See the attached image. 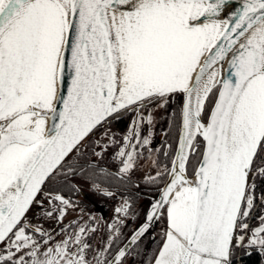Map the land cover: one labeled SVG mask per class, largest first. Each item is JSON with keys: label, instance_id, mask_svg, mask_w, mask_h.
<instances>
[{"label": "snow or ice", "instance_id": "6c2138e0", "mask_svg": "<svg viewBox=\"0 0 264 264\" xmlns=\"http://www.w3.org/2000/svg\"><path fill=\"white\" fill-rule=\"evenodd\" d=\"M228 6L0 0V264H126L117 244L127 199L95 247L96 227L60 223L75 205L56 185L74 189L70 176L116 196L97 183L103 169L80 163L86 150L102 157L101 145L115 149L119 174L142 158L156 167L145 180L163 184L160 198L132 236L166 222L150 264H235L241 248L264 264V0H243L220 19ZM178 94V147L163 152L169 167L152 159L140 125L150 130V108ZM128 114L117 138L111 125ZM46 219L59 230L42 227Z\"/></svg>", "mask_w": 264, "mask_h": 264}, {"label": "flooded vegetation", "instance_id": "af4514ba", "mask_svg": "<svg viewBox=\"0 0 264 264\" xmlns=\"http://www.w3.org/2000/svg\"><path fill=\"white\" fill-rule=\"evenodd\" d=\"M182 103V94H178L164 107L150 110L153 118L150 130L144 124L140 125L145 135H148L150 131L151 144L146 147H150L153 150L152 159L160 161L161 164H168L169 167H171L170 161L165 159L163 152L169 150L174 154L177 148ZM130 123L131 114H128L122 121L114 122L111 125V131L116 134L117 138H120L127 134ZM102 135V132H98L94 139L100 140ZM169 146L171 147L169 148ZM96 150L103 151V156L98 158L91 155L90 150H86L85 156L80 158V163L95 164L100 169H103V172L98 173L97 183L103 188L116 192V196L110 198L101 195L97 191L92 190V181L86 180L80 175L70 176L67 183L70 186H74L75 190L73 187H63V184L60 182L56 185V187L62 189L64 197L75 205V207H69L67 214L60 223L65 226L72 225L73 227L77 224L80 226L90 225L96 227L98 231L91 240L92 245L95 247L111 231L108 225L118 222L114 209L119 207L124 199H127L129 204L128 214H119V218L124 221L121 226L120 240L117 244V247L121 248L130 236L145 222V212L152 202L158 200L160 188L163 184L152 185L146 182L145 177L148 175L154 176L156 172L155 166H149L148 159L142 158L137 163L134 171L128 174H119L121 164L119 158H113L115 149L108 148L107 150H103L101 145ZM141 151L144 157L148 156L146 151L143 149ZM109 173L110 175H108ZM188 173L192 174L189 167ZM257 207H259V201L257 202ZM39 215L40 213H36V216ZM29 219L34 220L32 213H29ZM60 223L46 219L41 222V226L49 231L53 229L58 231ZM252 223H255V221ZM164 224L166 222H154L148 233L129 246L126 250V264H150L155 248L160 243ZM53 234L55 235V233ZM57 238L63 239V236L61 235ZM238 257L240 263L244 264V257L246 255L243 248ZM259 260L261 261V259Z\"/></svg>", "mask_w": 264, "mask_h": 264}, {"label": "water", "instance_id": "95a60500", "mask_svg": "<svg viewBox=\"0 0 264 264\" xmlns=\"http://www.w3.org/2000/svg\"><path fill=\"white\" fill-rule=\"evenodd\" d=\"M242 2H243V0H230V6L226 7L225 10L222 13L224 15V18H226L231 12H233L235 10V8L240 7L241 4H242ZM225 67H227V65H225ZM178 141H179V138H178ZM177 147H178V142H177ZM188 176H189L190 179H194L193 173L191 175L188 173ZM162 187H163V185H162ZM159 198H160V194H159L158 199ZM132 236H133V234L125 242V244H123V246L121 248H125V246H126V250H127L129 248V246L133 244V242H132Z\"/></svg>", "mask_w": 264, "mask_h": 264}, {"label": "trees", "instance_id": "16d2710c", "mask_svg": "<svg viewBox=\"0 0 264 264\" xmlns=\"http://www.w3.org/2000/svg\"><path fill=\"white\" fill-rule=\"evenodd\" d=\"M166 227H167V225L164 224L162 232L164 231V229ZM160 242H161V240H160ZM159 245H160V243L157 244V247L155 248L154 254H155ZM154 254H153V256H154ZM259 259H261V258H259V256L256 254H253L252 256H246V257H244V264H260L261 261Z\"/></svg>", "mask_w": 264, "mask_h": 264}, {"label": "rangeland", "instance_id": "374dc122", "mask_svg": "<svg viewBox=\"0 0 264 264\" xmlns=\"http://www.w3.org/2000/svg\"><path fill=\"white\" fill-rule=\"evenodd\" d=\"M180 95V94H179ZM157 107H152L150 108V110L156 109ZM197 166L196 165V157L194 156L191 160H190V164H189V168L191 169V171L193 172V168Z\"/></svg>", "mask_w": 264, "mask_h": 264}, {"label": "built area", "instance_id": "2783aa9c", "mask_svg": "<svg viewBox=\"0 0 264 264\" xmlns=\"http://www.w3.org/2000/svg\"><path fill=\"white\" fill-rule=\"evenodd\" d=\"M240 250H241V249H238L237 257L240 255ZM235 264H241V263H240V260H239V257L237 258Z\"/></svg>", "mask_w": 264, "mask_h": 264}, {"label": "bare ground", "instance_id": "6f19581e", "mask_svg": "<svg viewBox=\"0 0 264 264\" xmlns=\"http://www.w3.org/2000/svg\"><path fill=\"white\" fill-rule=\"evenodd\" d=\"M220 19H224V15L223 14L221 15Z\"/></svg>", "mask_w": 264, "mask_h": 264}]
</instances>
